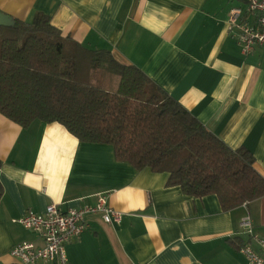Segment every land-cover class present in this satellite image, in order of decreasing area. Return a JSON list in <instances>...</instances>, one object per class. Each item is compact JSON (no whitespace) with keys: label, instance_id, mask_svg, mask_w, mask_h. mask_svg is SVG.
Masks as SVG:
<instances>
[{"label":"crops","instance_id":"0c3cea01","mask_svg":"<svg viewBox=\"0 0 264 264\" xmlns=\"http://www.w3.org/2000/svg\"><path fill=\"white\" fill-rule=\"evenodd\" d=\"M246 2L0 0V12L23 22L44 14L62 36L140 69L229 148L248 150L264 177V47L243 55L225 27L229 10ZM167 177L117 161L111 145L78 142L57 123L21 128L0 114V264H16L12 247L39 244L13 220L101 195L121 220L87 217L65 264H246L239 223L249 216L264 238V197L223 211L215 195L186 196Z\"/></svg>","mask_w":264,"mask_h":264},{"label":"trees","instance_id":"16d2710c","mask_svg":"<svg viewBox=\"0 0 264 264\" xmlns=\"http://www.w3.org/2000/svg\"><path fill=\"white\" fill-rule=\"evenodd\" d=\"M0 114L111 145L117 161L166 173L186 196L215 195L223 211L264 197L248 150L229 148L140 69L62 36L41 13L0 27Z\"/></svg>","mask_w":264,"mask_h":264},{"label":"built area","instance_id":"2783aa9c","mask_svg":"<svg viewBox=\"0 0 264 264\" xmlns=\"http://www.w3.org/2000/svg\"><path fill=\"white\" fill-rule=\"evenodd\" d=\"M225 27L243 55L251 53L256 47H264V0H247L244 8H231ZM92 215H99L105 224L117 223L122 216L107 205L103 195L97 197L94 205L80 208L62 210L59 205L52 203L46 206L42 214L28 211L12 222L35 233L39 244H18L9 250V256L16 264H65V246L83 233L87 228V217ZM239 226L248 236V242L239 250L246 264H264V238L253 231L249 216L243 217Z\"/></svg>","mask_w":264,"mask_h":264},{"label":"water","instance_id":"95a60500","mask_svg":"<svg viewBox=\"0 0 264 264\" xmlns=\"http://www.w3.org/2000/svg\"><path fill=\"white\" fill-rule=\"evenodd\" d=\"M14 25L15 21L11 17L0 12V27L11 28Z\"/></svg>","mask_w":264,"mask_h":264}]
</instances>
